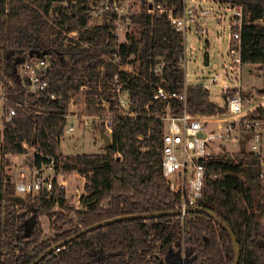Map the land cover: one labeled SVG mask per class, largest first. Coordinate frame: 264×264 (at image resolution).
<instances>
[{"label":"trees","instance_id":"16d2710c","mask_svg":"<svg viewBox=\"0 0 264 264\" xmlns=\"http://www.w3.org/2000/svg\"><path fill=\"white\" fill-rule=\"evenodd\" d=\"M92 1L97 0H0V76L6 82L16 80L19 64L29 53H68L72 55L69 62L59 61L50 70L53 89L65 80L67 100L70 89L88 84V109L102 110L94 105L95 98L109 96L110 79L120 74L137 113V118L115 121L113 145L103 152L64 155L49 143L56 132L52 123L57 120L34 119V115L18 111L13 123L5 126L0 145V264H31L55 243L104 220L178 210L180 196L170 190L161 167L164 125L157 116L165 112L166 101L155 95L158 85L170 94L183 92L184 34L175 30L167 14L148 13L146 0H138L143 6L130 14L129 25L143 34L141 58L147 64L140 75L121 72L115 59L118 16L107 11L110 21L93 22ZM216 1L243 6L242 27L231 25V34L240 31L242 63L256 65L262 72L259 92L264 95V0ZM114 2L109 0L110 5ZM154 3L167 7L174 3L176 12L182 9L181 0ZM147 30L151 31L149 39L144 36ZM72 31L79 32V42L66 45L65 34ZM160 59L166 62L164 82L150 74V63L155 65ZM96 86L101 90L94 89ZM209 95L200 84L189 85L187 109L197 114L223 112ZM173 102L174 112L181 113L184 103ZM44 107L65 109L54 101ZM34 137L41 143L40 150L56 156L60 170L85 178L80 207L69 202L65 190L58 189L50 198L28 195L23 204L10 200L15 187L6 174L3 156L8 151L25 152L23 141L33 143ZM257 163L256 157L241 152L218 153L206 160L203 195L192 208L209 210L219 221L201 211L190 212L184 219L179 214L123 219L48 251L34 264H162L170 256L185 259L186 264H234L233 238L223 223L232 229L240 246L239 264H264V182ZM32 216L36 217L33 221ZM42 216L51 222L53 235L49 238L44 237Z\"/></svg>","mask_w":264,"mask_h":264},{"label":"built area","instance_id":"2783aa9c","mask_svg":"<svg viewBox=\"0 0 264 264\" xmlns=\"http://www.w3.org/2000/svg\"><path fill=\"white\" fill-rule=\"evenodd\" d=\"M181 1L182 9L179 12H176L174 3L167 7L161 4L155 5L154 0H146L145 5L148 13L167 14L175 30L182 32L186 37L192 22L214 16L213 11L204 4L217 1ZM121 2V0H115L114 4L110 5L109 0L92 1L90 8L93 22L103 24L110 21L111 15L107 16L106 12L114 11L118 16L115 34L119 36L124 25L130 24V14L122 12ZM230 6L234 8L231 25L241 29L243 6L239 4ZM65 35L66 45H76L79 42L78 31ZM228 55L231 62L224 64L221 72L215 70L205 78L189 80L185 47L180 63L185 70L183 92L170 94L163 87L157 86L158 93L155 98L166 101L165 112L157 116L164 125L161 167L164 177L169 182L170 190L180 196L178 210L181 211L179 216L182 219L190 214L188 210L203 195L206 160L218 153L230 152L222 150L224 144L218 141L229 142L238 147L237 151L230 153L241 152L250 157H256L257 166L260 169L259 177L264 182V95L259 91L255 94L254 91V96L247 97L243 93L240 31L230 35ZM71 58L72 55L68 53L54 55L49 51L40 54L29 53L19 64L16 80L6 82L0 76V145L4 143L5 126L13 123L19 110L34 115V119L45 116L58 121V123H52L56 132L51 134L49 143L54 144L57 152L61 154L59 149L61 140L79 128L93 132L100 128L102 147L105 149L103 134H106L113 143V126L118 118H137V113L132 108V96L125 89L126 82L121 81L120 74H115L110 79L111 86L106 90L109 96L95 98L94 105L102 110L88 109L87 98L91 89L88 84L70 89L67 100L63 92L65 80L56 83L53 89L51 80L48 78L51 68L57 67L59 61L61 64H66ZM115 59L121 72L133 75H140L143 66L147 64L146 59L145 63L141 61L139 67H135L130 60L121 55L119 47ZM165 65L166 62L162 59L155 65L150 63L151 77L164 82L162 76ZM104 70V66L100 67L101 76ZM226 78L234 85L230 86ZM192 84H200L203 90L209 92L213 86L220 85L224 100L217 105L225 110L212 114H197L189 111L186 103L187 88ZM94 89L101 90L98 86ZM174 100L184 103L181 113L174 112ZM52 101L65 106V109L44 107V104L48 106ZM208 126H213V130L207 131ZM201 133H205V137H201ZM37 140L34 137L33 143L28 140L23 141L25 152L14 154L8 151L3 156L7 163L5 171L15 187L16 196L25 198L28 195L44 194L45 197L50 198L54 189L67 190V178L79 175L76 172L66 173L60 170L56 156L40 150L38 146L41 143ZM216 142L217 145H215ZM142 150H146V147ZM14 157L21 162L13 164ZM76 207H80V196L76 201Z\"/></svg>","mask_w":264,"mask_h":264},{"label":"rangeland","instance_id":"374dc122","mask_svg":"<svg viewBox=\"0 0 264 264\" xmlns=\"http://www.w3.org/2000/svg\"><path fill=\"white\" fill-rule=\"evenodd\" d=\"M204 5L208 6L213 11L214 16H209L207 19L200 18L195 22H192L185 37L189 80L199 77L205 78L215 70L221 72L224 64H230L231 62L228 55V47L234 8H231L230 5L220 4L218 2H209ZM142 6V2L138 0L121 2V8L124 14H131L139 11ZM142 35L143 34H141L136 27L128 24L124 25V28L119 35L118 47L121 55L130 60V62L137 68L139 67L140 62H143V59L141 58V52L144 45ZM144 36L149 39L151 31L147 30ZM206 53L210 56L209 66H206L204 63V56ZM226 82L229 83L230 86L234 85L228 78H226ZM262 87L263 74L258 70L257 66L251 64L243 65L242 89L244 95L247 97L254 96V91L256 92L255 94H257V91H260ZM210 98L215 104H221L223 102L224 97L222 96L220 85L212 87ZM211 130H213V126H208L207 131ZM99 131H101L100 128H98L96 132L86 131L79 128L73 134L67 135L61 140L59 149L64 155L103 152L104 147H102V140ZM242 136L243 135H241V137ZM218 143L224 144L222 150L230 152L238 150V147H235L229 142L218 141ZM215 145H217V142ZM12 161L13 164L21 162L20 159L15 157L12 158ZM67 181L68 187L66 190V198L76 206V201L83 192L85 178L78 175L72 178H67ZM19 212L23 213L26 211L19 210ZM39 219L44 229V237H51L53 235V230L49 218L42 216ZM261 219L264 223V209L261 212ZM167 260L170 264H186L187 262L185 259H174L172 256Z\"/></svg>","mask_w":264,"mask_h":264},{"label":"water","instance_id":"95a60500","mask_svg":"<svg viewBox=\"0 0 264 264\" xmlns=\"http://www.w3.org/2000/svg\"><path fill=\"white\" fill-rule=\"evenodd\" d=\"M204 63L206 66L209 65L210 63V56L208 53L205 54L204 56ZM201 137H205V133H201L200 134ZM103 137L105 139V145L106 148L111 147L113 145L112 141L110 140V138L106 135L103 134ZM244 151V150H243ZM11 201L15 202V203H19V204H23L26 202V199L24 197L21 196H12L10 198ZM189 212H197V211H201L204 212L206 214H208L209 216H211L214 220L219 221V218L211 211L203 209L201 207H193L191 209L188 210ZM181 211L177 210V211H164V212H156V213H152V214H135V215H125V216H119V217H115L113 219H108V220H104L102 222H98L92 226H89L87 228H83L82 230H80L79 232L75 233L74 235L70 236L69 238H65L57 243H55L54 245H52L45 253H43L42 256H44L48 251H51L53 249L59 248L60 246L66 244L67 242L80 237L82 234L87 233L89 231H92L94 229H97L99 227L105 226L109 223H113L119 220H123V219H136V218H152V217H156V216H160V215H169V214H180ZM35 216H33L30 220H34ZM223 226H225L229 233L231 234L232 238H233V244H234V250H235V261L234 264H239V258H240V254H241V249L240 246L234 236V233L232 231L231 228H229L226 224L223 223ZM41 256V257H42ZM37 258L34 262H32L31 264H34L35 262H37L38 260H40V258ZM162 264H170L169 262H166L165 260H162Z\"/></svg>","mask_w":264,"mask_h":264},{"label":"crops","instance_id":"0c3cea01","mask_svg":"<svg viewBox=\"0 0 264 264\" xmlns=\"http://www.w3.org/2000/svg\"><path fill=\"white\" fill-rule=\"evenodd\" d=\"M210 93V92H209ZM209 98H210V95H209ZM210 100H211V98H210ZM212 101V100H211Z\"/></svg>","mask_w":264,"mask_h":264}]
</instances>
